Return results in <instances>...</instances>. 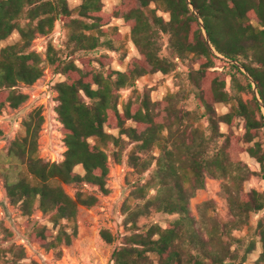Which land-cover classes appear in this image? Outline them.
I'll return each mask as SVG.
<instances>
[{
  "label": "trees",
  "instance_id": "16d2710c",
  "mask_svg": "<svg viewBox=\"0 0 264 264\" xmlns=\"http://www.w3.org/2000/svg\"><path fill=\"white\" fill-rule=\"evenodd\" d=\"M102 6V0H80L74 7L69 0H0V114L6 105L17 108L27 100L19 85L33 84L46 67L63 76L54 84V111L65 146L62 159L39 156L40 107L22 121L24 134L14 138L0 157L9 202L25 215L34 208L49 215L52 226L33 227L29 240L60 256L61 245H69L77 235L79 206L89 208L98 201L96 192L82 189L83 185L107 194L108 156L120 163L123 150L131 144L127 160L132 172L141 176L152 163L154 168L134 189L144 202L127 213L126 233L112 250L110 264H243L245 256L237 261L238 252L230 248L241 242L232 232L251 230L249 214L260 211L263 215L253 231L260 245L254 264H264V193L243 191L247 173L232 154L234 149L247 152L264 176V140L258 139L264 130V0H119L110 12ZM111 17L128 26L138 54L127 60L124 70L111 68L112 57L101 51H121V61L126 56L125 42L116 26L109 25ZM56 23L65 31L63 47L49 41L43 55L31 49L37 35H49ZM14 32L16 41L2 46ZM164 34L172 58L160 54ZM219 56L243 66L262 105L247 76ZM178 60L187 64V79L207 120L208 136L190 123L195 114L182 111L171 92L160 101H152L147 92L134 96L139 77L168 74ZM227 77L239 92L248 91L251 99L230 95ZM127 88L131 92L120 102V91ZM219 103L229 104V110L219 114L215 107ZM236 118L242 121L241 136L219 131L221 123L231 127ZM215 138L220 140L209 153V142ZM205 173L223 179L231 220L209 215L197 225L192 216L189 201L195 190L204 187ZM62 184L74 185V194H67ZM149 208L177 217L164 226L152 223L139 230L136 219ZM99 235L108 244L117 239L105 228ZM254 249L251 240L245 254ZM22 258L20 246L0 248V264H20Z\"/></svg>",
  "mask_w": 264,
  "mask_h": 264
},
{
  "label": "rangeland",
  "instance_id": "374dc122",
  "mask_svg": "<svg viewBox=\"0 0 264 264\" xmlns=\"http://www.w3.org/2000/svg\"><path fill=\"white\" fill-rule=\"evenodd\" d=\"M80 0H69V6H76ZM119 0H102V8L104 12H110L111 7L117 4ZM109 25L116 26L126 46V56L123 61L121 51H105L112 57L110 67L113 69L124 70L126 62L130 57L137 56V51L129 40V29L122 19L114 17L110 18ZM18 35L12 33L1 45L16 41ZM65 40V31L59 25L55 24L52 32L49 35L37 37L31 43V49L43 55L46 44L51 41L56 46H62ZM161 51L160 54L167 55L172 58L168 47V36L161 35L160 38ZM61 47V48H62ZM228 69L225 67V70ZM187 64L183 61H176L175 69L163 74L155 72L139 77L135 81L134 96H140L147 92L152 101H160L167 93L171 92L174 95V101L182 111H188L192 114L190 123L198 126L204 136L209 135L207 129V120L202 115V109L197 108L194 99V90L187 79ZM241 84L245 81L241 76H238ZM63 79L59 73H54L49 67L44 69L43 75L29 86L19 85V89L28 95V98L17 108L5 106L0 114V157L4 158L6 150L12 140L19 135L24 134L22 121L27 115L37 107L41 108L43 123L38 136V153L43 160L60 161L63 157L65 146L63 144V135L61 133V124L57 120L54 107L56 101V91L54 84ZM226 91L232 95H240L243 100H250L251 94L248 91L239 92L234 86V83L227 77ZM131 92V89H122L120 91V102L126 100ZM219 114L229 110V104H216ZM188 121V119H187ZM110 131V130H109ZM219 131L224 134H233L241 136L244 133L242 121L236 118L231 127L221 123ZM116 133V131H110ZM258 139L264 140V130L259 131ZM220 139L215 138L208 145V152L212 153L216 148V142ZM239 144H243L239 141ZM131 144L126 145L122 153L120 163H116L108 156V174L106 186L109 189L107 194H102L95 191V187L85 184L82 189L96 192L98 196L97 203L89 208L79 206L76 221L77 235L72 238L69 245H61L60 256H57L52 249L46 250L40 244L32 242L28 238V233L35 226L46 225L51 227L49 215L41 210L34 208L29 215L21 212L19 206L9 202L6 196L3 179L0 176V248H8L11 245L20 246L23 249V258L18 262L20 264H110V254L112 250L119 246L122 242L121 235L126 233L124 220L129 210L136 205L141 206L143 200L134 192V189L140 182L148 179L154 168V163L141 176L132 172V168L127 160V151ZM152 154L156 155L157 151L153 150ZM235 160L240 162V167L247 176L242 181L241 187L243 191L255 189L260 193H264V176L261 175L259 163L245 151H232ZM144 157V154H140ZM149 156V153H146ZM76 170L81 172V167H76ZM222 178H216L208 173L204 176V187L195 190L189 201V207L192 216L197 221V225L204 222L206 216H216L222 220H231L232 213L229 210L226 198L222 191ZM63 189L69 195H73L76 188L72 184H62ZM154 190H150L152 192ZM129 206V209H128ZM263 215V211L249 214L250 229L243 228L242 230L233 231L235 237H240V244L233 243L230 248L238 253L236 260L244 258L243 264H254L255 259L260 251V245L254 235V227L256 221ZM177 217V214H166L155 211L154 208H149V211L138 215L136 219V228L141 230L145 225L158 223L161 226L165 225L166 221H172ZM129 225V223H128ZM127 225V226H128ZM108 229L117 239L111 243H105L100 235L101 229ZM255 241V249L250 253L245 254L246 245ZM7 257H11L7 253ZM10 264V263H2Z\"/></svg>",
  "mask_w": 264,
  "mask_h": 264
},
{
  "label": "water",
  "instance_id": "95a60500",
  "mask_svg": "<svg viewBox=\"0 0 264 264\" xmlns=\"http://www.w3.org/2000/svg\"><path fill=\"white\" fill-rule=\"evenodd\" d=\"M190 7H191V10L193 11L194 15L198 18L199 22H201V21H200V18L198 17V14H197L196 11L194 10L193 6L190 5ZM204 35H205V40H206L208 46H210V41H209L207 35H206L205 33H204ZM219 57L222 58V59H224V60H226V61H228V62H230V63H232V64H234V65H236V66H237V67H238V68H239V69H240V70H241V71L247 76V78L249 79V81H250L251 84H252V89H253V91H254V93H255L257 99H258V94H257V91H256V87H255V85H254V83H253V80H252V78L250 77V75L245 71V69L243 68V66H242L238 61H236V60L227 59V58H224V57H222V56H219ZM258 101H259V104L262 105L259 99H258ZM263 113H264V112H263Z\"/></svg>",
  "mask_w": 264,
  "mask_h": 264
}]
</instances>
